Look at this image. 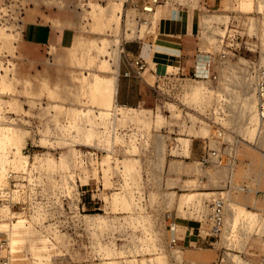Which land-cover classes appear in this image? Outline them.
<instances>
[{
    "label": "rangeland",
    "instance_id": "obj_1",
    "mask_svg": "<svg viewBox=\"0 0 264 264\" xmlns=\"http://www.w3.org/2000/svg\"><path fill=\"white\" fill-rule=\"evenodd\" d=\"M239 1L168 0L141 14L146 20L138 24L139 13L124 0H0V127H21L0 150V183L7 166L23 168L28 152L22 149L33 139L43 148L27 145V151L48 183H63L68 191L82 187L100 207L81 217L73 232L53 235L44 245L43 235L52 227L45 219L24 217L32 228L0 203V222L7 225L0 264H206L216 257L214 252L201 262L209 254L196 257L192 242L211 197L227 179L264 191V133L257 139L249 134L243 112L247 98L256 109L253 84L257 68L264 66V0H247L245 6ZM112 5L121 8L118 26L93 16ZM206 14L218 16L201 21ZM167 17L212 55L214 71L204 77L179 75L170 61L167 71L174 75L157 83L151 71L156 66L148 58L142 77H133L122 90L126 45L140 38L148 47ZM176 38L170 32L171 54L183 50ZM96 78L116 83L117 101L91 93ZM195 87H204V98L192 96ZM83 109L91 112L81 115ZM219 130L225 144L216 141ZM89 146L98 147L97 160L79 161L78 150ZM216 146L233 157L220 166L199 163L200 154ZM14 153L24 155L23 162ZM204 190L210 193L200 195ZM120 194L128 195V206L113 200ZM257 197L234 193L229 201L239 214L232 213V224L231 211L225 218L234 232L229 245L242 254L234 255L239 263L240 257L255 261L264 255V198ZM227 236L221 235L220 244H227Z\"/></svg>",
    "mask_w": 264,
    "mask_h": 264
},
{
    "label": "built area",
    "instance_id": "obj_2",
    "mask_svg": "<svg viewBox=\"0 0 264 264\" xmlns=\"http://www.w3.org/2000/svg\"><path fill=\"white\" fill-rule=\"evenodd\" d=\"M168 0H124L126 8H131L139 14L135 16L138 24L145 22V18L141 14L153 13L157 6L161 5ZM204 7L208 3L204 1ZM209 10V8L207 9ZM140 39V38H136ZM135 40V39H134ZM127 40H124L126 42ZM225 52L221 53L225 57ZM147 60L140 56L127 57L126 68L122 71L125 77H142L146 67ZM178 74V72L176 73ZM168 75H174L170 73ZM158 77L156 82L168 78L169 76ZM180 75V74H179ZM193 76L198 77L197 71L192 72ZM209 75V74H208ZM200 77V76H199ZM214 78L216 76H213ZM253 92L256 98V110L260 119L264 120V66L257 68L255 81L253 84ZM216 141L225 144L222 141L223 133L221 130L215 135ZM27 145L30 148H43L41 145L36 144L33 139L27 141L25 147L22 149L28 152V163L24 168H15L7 166L3 173L2 182L0 183V203L6 206L10 213L16 216L26 218L45 219L44 222L48 226L56 228L59 233H69L74 231V226L82 217L83 213L100 208L95 206L92 197L85 196V190L79 191L76 186L75 189L68 193L67 186L62 183H57L55 186L47 181L46 172L33 167L32 159L33 153L27 151ZM30 150V149H29ZM99 154L98 147L89 146L87 149L80 150L77 153L79 161L97 160ZM232 152H227L224 147L216 146L209 148L207 151L202 152L199 156V163L203 166H220L231 156ZM89 162V161H88ZM76 185V184H75ZM73 185H71L72 187ZM234 193H254L261 198H264V191L255 188L247 182L235 183L232 179L225 180L222 188L215 192L211 197V201L207 204V213L202 215V220H199V234H203L206 240V245L211 250V253L216 254L212 256L211 260L205 262L206 264H264V255H261L255 261L250 259L235 260L234 255L242 256L239 250H234L229 245V240L233 236L231 233L232 227L226 221V215L230 216L229 201ZM74 194V196H73ZM257 197V198H260ZM173 232L176 231V224L173 223L169 226ZM228 229V230H227ZM5 231L0 230V251L5 247ZM228 232L227 238L224 242L227 244H220L223 240L221 235ZM176 237L171 238V243L175 244ZM234 252H237L234 254Z\"/></svg>",
    "mask_w": 264,
    "mask_h": 264
},
{
    "label": "crops",
    "instance_id": "obj_3",
    "mask_svg": "<svg viewBox=\"0 0 264 264\" xmlns=\"http://www.w3.org/2000/svg\"><path fill=\"white\" fill-rule=\"evenodd\" d=\"M158 29L159 35L157 39L151 38L148 47H146L144 41H140L139 39H136V42H134V44H127L126 46L128 47L126 49L125 58L134 56H140L146 60L148 58H152L156 66V70L151 69V71L152 73L156 74V80L158 77L170 74L167 71V66H170V61L175 67L178 68V74L186 75L192 74V72L195 71L198 72L202 64H204V66H206L208 70L205 72V74L214 71L212 55L207 53L206 51L203 52L202 50H200L197 42H194V40L191 39L188 34H186L187 32H184L178 24L170 25V17L162 18L159 22ZM170 32H172L175 37H178L176 39H181L178 41L180 46L182 45L183 50L178 54L170 53ZM122 63L123 68L125 69L126 61L123 60ZM124 78V84L121 88L122 90L126 89V83L133 80V76ZM192 242L194 243L193 247L195 249L196 257H198L200 252L202 251H205L209 254V257L207 259H200L201 262H204L211 258L213 253H211V250L209 249V247H207L205 238H200L199 235H196Z\"/></svg>",
    "mask_w": 264,
    "mask_h": 264
},
{
    "label": "bare ground",
    "instance_id": "obj_4",
    "mask_svg": "<svg viewBox=\"0 0 264 264\" xmlns=\"http://www.w3.org/2000/svg\"><path fill=\"white\" fill-rule=\"evenodd\" d=\"M247 0H240L239 1V3L241 4V5H243V6H245L246 4H247V2H246ZM95 9V11H96V8H94ZM121 8H120V5H112V6H110L109 8H102V9H100L98 12H96V13H94L93 14V16L94 17H96V18H100V17H104L105 19H107L108 21H111V22H113V23H116V26H118L119 25V18H120V15H119V12L121 11L120 10ZM94 11V12H95ZM155 12V11H154ZM217 16L218 15H215L214 17H213V15H210V14H206V15H204V17L202 18V20L201 21H203V22H209V21H211V20H213V19H216L217 18ZM104 20V19H103ZM108 23V22H107ZM118 28V27H117ZM206 66H204V64H202L201 66H200V70H198V74H199V76L200 77H204L205 76V71H206ZM208 74H209V72H208ZM208 74H207V76H208ZM98 78H96L95 79V81L97 80ZM99 80H102V78L100 79V77H99ZM94 81V80H93ZM106 81H108V80H106ZM105 82V81H104ZM109 84L108 83H101V81H96L95 83H93L94 85H92L93 87H91V93L92 94H94V95H98L101 99H104V101L105 100H107L106 102H113V101H115L116 100V95H117V87H116V83L114 82H111V80H109ZM192 96L193 97H195V98H197V99H202V98H204V96H205V93H207V91H205L204 90V87H195V88H193V90H192ZM89 95V94H88ZM99 98V99H100ZM117 101V100H116ZM255 105H256V98H255ZM110 105V104H109ZM112 106H113V104H112ZM111 107V106H110ZM119 107V105H117L116 106V108L115 109H117ZM255 106H254V104L252 103V100H250V98H247V102H246V104H245V107H244V110H243V112H245V114L247 115V117H246V119H248V124H249V127L247 128L248 129V133L249 134H254L255 136H256V139L258 138V136H259V138L260 137H262L263 135V133H264V128H263V125H262V122H264V120H262V119H260L259 118V116H258V114H257V116H256V113H257V110L254 108ZM129 108H131V107H129ZM112 110L111 108H105L104 110ZM119 109V108H118ZM131 109H133V108H131ZM88 110V109H87ZM87 110L86 109H83V110H81V115H85L86 116V114L88 113L89 114V111L87 112ZM103 110V111H104ZM102 111V112H103ZM91 112V111H90ZM104 112H106V111H104ZM87 114V115H88ZM78 119V118H77ZM77 119H76V121H77ZM21 131V127H18V126H11V125H2L1 127H0V150H2V149H5V147L7 146L8 147V143H10V141L11 142H13L14 141V139H16V135L19 133ZM89 131H87V133H88ZM89 134H92L91 132L90 133H88V135L87 136H90ZM20 140V139H19ZM21 141V140H20ZM17 142V141H16ZM27 143V142H26ZM13 145H16V143L14 144V143H12ZM262 144H263V146H264V141L262 142ZM14 147V146H13ZM17 147V146H16ZM16 147H14V148H16ZM25 147V146H24ZM2 148V149H1ZM18 148V147H17ZM10 149V148H9ZM12 150V149H11ZM14 151V150H13ZM16 151V150H15ZM14 151V152H15ZM2 152H3V150H2ZM19 152V151H18ZM17 152V153H18ZM78 152H79V150H78ZM77 152V153H78ZM15 154V156H14V159H16V161L18 162V163H20V162H23V159H24V155H22V154H20L19 156L20 157H18V156H16V153H14ZM27 155V154H26ZM33 159H32V165H33V167H35V168H37V165L35 164V160H34V153H33ZM76 157H77V154H76ZM28 158V157H27ZM77 159H75V161H76ZM78 161V160H77ZM28 163V159H27V161L23 164V168H24V166L26 165ZM40 163V162H39ZM130 168V167H129ZM129 168H127L126 170L127 171H129V173H131L132 172V170H130ZM128 173V172H127ZM69 183H72L73 185H75L74 183H75V178H74V180H72V179H70L69 178ZM63 184V183H62ZM68 186H71V184H69ZM135 190V189H134ZM70 190L68 191V193L70 194ZM133 192V191H132ZM134 192H136V191H134ZM212 192H214V191H211V193ZM200 193V195H203V194H206V193H210V191L208 192V191H206V190H204V191H201V192H199ZM127 194H123V195H115L114 197H113V200L114 201H116L117 199H121V200H123L124 202H125V206H128L130 203H131V201L129 200V198H127ZM198 200V199H197ZM193 201H195V200H193ZM232 202V201H231ZM131 206V205H130ZM229 209H230V211H231V215L233 216L232 218H231V223L230 224H232L233 223V221H234V219H235V217H236V214H238V213H236V211H237V209L234 207V206H232L231 204L229 205ZM239 209H241V207H239L238 208V210ZM236 210V211H235ZM235 212V217H234V215L232 214V213H234ZM239 212V211H238ZM87 214L88 213H83L81 216L82 217H84V216H87ZM239 215V214H238ZM95 216V217H94ZM100 215H98V214H93V218H100V220L102 221V222H104L105 221V219L104 218H102V217H99ZM20 218H22V219H24V221L26 222V223H29V224H31L32 225V228H34V225H33V223L30 221V220H28V219H25L24 217H22V216H19ZM40 218L39 217H36V218H33V220H39ZM7 225H6V222H4V221H1L0 222V230H4V228L6 227ZM22 225H12V229H14V228H18V227H21ZM49 231H47V233L48 232H50L49 233V235H43V236H46V238H47V241L44 243V245L48 242V241H50V237L51 236H53V235H57L59 232L57 231V229L56 228H53V227H51L50 229H48ZM10 232H11V230L9 229V232H8V234H9V237L11 236V234H10ZM10 240V239H9ZM43 247H44V245L43 244H41ZM10 246H9V241H8V249H10L9 248Z\"/></svg>",
    "mask_w": 264,
    "mask_h": 264
}]
</instances>
